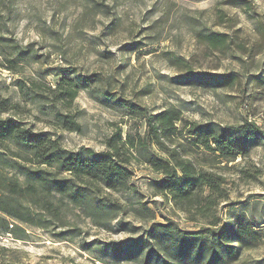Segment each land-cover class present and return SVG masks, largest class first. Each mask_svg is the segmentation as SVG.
<instances>
[{
	"label": "rangeland",
	"instance_id": "374dc122",
	"mask_svg": "<svg viewBox=\"0 0 264 264\" xmlns=\"http://www.w3.org/2000/svg\"><path fill=\"white\" fill-rule=\"evenodd\" d=\"M98 1L105 5L95 6L93 0H0V94L23 106L16 116L36 130L55 133L69 149L95 151L106 149V139L119 127L123 135L145 131L144 121L131 117L118 98L153 112L178 107L186 118L200 122L235 125L248 119L264 127V87L254 83L255 74L264 72V0ZM209 29L232 34V49H209L200 36ZM6 38L26 53L19 54ZM181 57L193 72H234L240 81L214 88L200 75L191 77ZM66 75L91 79L70 108L59 105L76 115L81 131L63 129L48 102L23 95L17 85L31 79L54 87ZM8 115L14 112H3ZM132 166L134 188L114 196L125 204L118 219L141 226L135 232L100 227L69 206L64 228L29 227L15 233L0 228V264H143L141 259L116 262L108 253L109 243L140 237L153 218L169 219L185 230L211 226L200 214L194 220L157 194L151 180L159 175L148 165ZM242 169L261 172L251 177ZM215 170L226 177L230 193L216 214L223 221L245 214L264 229V140L252 144L249 156L223 161ZM118 219L111 224L116 227ZM73 226L82 233L66 239L52 235ZM84 243L92 245L85 249ZM258 263L264 264V237L259 246L241 249L226 261Z\"/></svg>",
	"mask_w": 264,
	"mask_h": 264
},
{
	"label": "trees",
	"instance_id": "16d2710c",
	"mask_svg": "<svg viewBox=\"0 0 264 264\" xmlns=\"http://www.w3.org/2000/svg\"><path fill=\"white\" fill-rule=\"evenodd\" d=\"M93 2L95 6L105 5ZM200 34L211 50L232 49L234 36L228 32L209 29ZM6 39L19 54L26 53L14 39ZM243 45L238 43L240 49ZM178 59L187 72H192L191 77L200 75L214 88L233 87L240 81L234 72H193L188 61ZM12 62L17 63L16 58ZM89 81L66 75L54 87L31 79L18 80L17 85L23 95L48 102L63 129L81 131L76 115L62 111L59 105L70 108L79 92L90 86ZM254 83L264 87V72L255 74ZM116 101L131 117L144 121L145 131L129 130L123 135L119 127L106 139V149L73 150L55 133L36 130L16 116L24 111L23 106L0 94V228L14 233L29 227L47 231L64 228L68 225L65 210L71 206L81 209L100 227L135 232L141 226L118 219L125 204L114 193L134 188L132 165L137 162L159 175L151 180L157 194L194 220L200 214L211 226L185 230L169 219L163 222L153 218L140 237L109 243L108 253L116 262L141 259L143 264H226L241 249L259 246L264 237L262 222L245 214H233L223 221L216 214L230 193L226 177L215 167L249 156L252 144L264 140V127L248 119L235 125L200 122L186 118L178 107L153 112L138 103ZM11 110L14 115L3 116ZM242 171L251 177L261 172ZM115 219L116 227L111 224ZM81 233V228L73 226L52 235L66 239ZM91 245L84 243L83 247L89 249Z\"/></svg>",
	"mask_w": 264,
	"mask_h": 264
}]
</instances>
